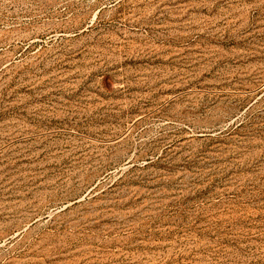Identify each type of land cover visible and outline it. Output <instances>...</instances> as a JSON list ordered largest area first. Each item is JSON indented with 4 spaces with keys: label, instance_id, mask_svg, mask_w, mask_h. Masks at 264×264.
Listing matches in <instances>:
<instances>
[{
    "label": "rangeland",
    "instance_id": "rangeland-1",
    "mask_svg": "<svg viewBox=\"0 0 264 264\" xmlns=\"http://www.w3.org/2000/svg\"><path fill=\"white\" fill-rule=\"evenodd\" d=\"M0 264H264V0H0Z\"/></svg>",
    "mask_w": 264,
    "mask_h": 264
}]
</instances>
